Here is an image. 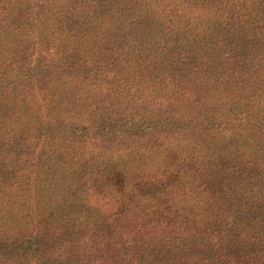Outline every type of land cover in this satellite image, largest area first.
Instances as JSON below:
<instances>
[{
	"label": "trees",
	"instance_id": "1",
	"mask_svg": "<svg viewBox=\"0 0 264 264\" xmlns=\"http://www.w3.org/2000/svg\"><path fill=\"white\" fill-rule=\"evenodd\" d=\"M0 264H264V0H0Z\"/></svg>",
	"mask_w": 264,
	"mask_h": 264
}]
</instances>
